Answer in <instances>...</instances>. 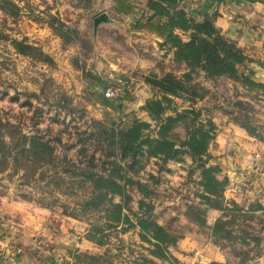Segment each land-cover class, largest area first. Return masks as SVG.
Returning <instances> with one entry per match:
<instances>
[{"label": "rangeland", "instance_id": "1", "mask_svg": "<svg viewBox=\"0 0 264 264\" xmlns=\"http://www.w3.org/2000/svg\"><path fill=\"white\" fill-rule=\"evenodd\" d=\"M9 1L17 10L13 14L9 9H0L1 123L17 125L20 132L29 137L42 135L55 139L58 153L65 151L69 157L78 158L79 151L86 153L80 146L81 140L89 144L98 138L104 140L105 135L100 131L102 126L108 129L109 135L132 127L129 139L137 140L144 135L156 136L153 117L175 115L171 110H164L159 101L163 95L160 82L165 75L181 78L188 69L173 61L171 50L163 47L164 38L152 30L159 25L148 20L146 0ZM216 1L210 14L196 12L199 8L189 1H182L180 6L196 21L213 14L216 25L217 18L224 13L229 22L239 23L248 31L260 27L257 20L246 16L245 9L255 3ZM125 5L129 6L128 13H125ZM226 5L228 8L224 12L220 7L226 8ZM131 12L137 15L136 18L129 15ZM102 14L106 15L107 21L99 23L94 31V19ZM137 19L142 24L138 29L132 28L131 25L138 23ZM55 23L64 31L70 30V34L61 38L52 28ZM176 33L183 40L187 39L186 34ZM24 36L48 59L40 61L17 54L11 41ZM153 38L161 41L160 47ZM229 38L246 57L249 55L237 39ZM255 66L264 70V59L251 54L239 70L254 81L264 82V75L252 74L256 72ZM189 78L190 83L208 89V94L194 104L173 97L172 107L178 111L195 109L200 112L197 121L210 118L216 123L218 130L209 144L212 156L209 163L219 166L220 179H228L225 201L234 200L245 208L258 202L264 207V92L248 94L232 79L209 81L198 72L191 73ZM108 87H112L115 94L111 99L102 97ZM236 100L250 103L248 110L263 139L250 135L223 111L230 109ZM189 126L188 120L177 123L172 132L174 140L184 139ZM102 143L96 156L106 158L107 148L105 142ZM115 154V158L110 159L122 163L117 150ZM5 167V161L0 158V261L73 264L71 256L76 250L89 254L105 251L104 247L85 238L89 227L87 221L67 216L60 206L38 203L36 199L42 190H31L30 185L23 182L21 176L25 175V170L20 171V178L13 176L9 180ZM128 175L133 174L128 172ZM133 177L147 183L152 190V217L180 237L170 250L183 264L213 261L264 264V210L256 212L262 219L254 220L251 227L261 241L242 247L249 251L247 259L240 263L233 248L221 249L213 242L209 227L220 216V211L199 200V171L188 155L166 163L152 158ZM128 189L132 198L128 208L133 213L138 212L137 201L141 196L134 187ZM20 193L32 199L22 198ZM191 207L205 211L204 226L191 220ZM125 213L130 212L125 210ZM136 232V229H129L121 233L120 228L112 232L124 241L122 257L125 261L128 259L127 247L137 248L135 245L140 243ZM122 244L113 237L110 246L117 252V246Z\"/></svg>", "mask_w": 264, "mask_h": 264}, {"label": "trees", "instance_id": "2", "mask_svg": "<svg viewBox=\"0 0 264 264\" xmlns=\"http://www.w3.org/2000/svg\"><path fill=\"white\" fill-rule=\"evenodd\" d=\"M182 1L145 2L148 20L159 25L156 29L152 26V30L164 38L163 47L171 50L173 61L184 64L188 69V73L181 78L165 75L161 79L163 95L159 101L164 110L177 112V108L172 107L173 97L191 104L205 98L208 89L198 83H190L189 77L193 72L201 73L203 78L209 81L232 79L248 94L264 92V82L254 81L240 72L239 68L246 62L247 57L234 40L222 34L216 27L213 14L205 15L200 21L193 20L188 17L184 8H181ZM244 1L255 3L263 0ZM128 7L124 6L125 13L130 11ZM0 9H9L13 14H16L17 10L16 5L9 0H0ZM129 15L132 18L137 16L132 12ZM138 20L137 24L131 25L132 28L142 24ZM52 28L61 38L67 37L71 32L62 30L56 23ZM176 31L186 34L187 39L183 40ZM27 40L25 36L12 39V46L17 54L35 57L40 61L48 59L47 55ZM102 97L105 98L103 94ZM250 106L247 101L236 100L230 105V109L223 111L250 135L263 139L258 126L253 123V117L248 110ZM199 115L200 112L193 109L190 115L153 117L156 136L144 135L137 140L129 139L132 127L119 129L109 135L108 129L102 126L100 131L105 135L104 140L98 138L92 144L81 140L80 146L86 153L81 154L79 151L80 157H76L77 159L69 157L65 151L58 153L55 139L42 135L29 137L22 134L17 125L0 122V158L6 163V176L9 180L13 176L20 178L19 173L24 169L25 175L21 176L23 182L30 185L31 190H42L36 199L38 203L48 207L60 206L67 216L87 221L89 227L85 238L99 247H104L105 251L101 254H89L76 250L71 256L73 264H183L170 250L180 237L152 217V190L147 183L133 176L142 171L152 158L166 163L188 155L194 168L199 171V200L205 206L220 211V216L209 227L213 242L221 249L233 248L234 256L238 257L241 263L247 259L249 251L243 250L242 247L251 243L259 244L261 241V237L253 232L251 227L254 220L262 219L256 212L263 211L264 207L258 202L245 208L234 200L225 201L224 191L228 179H220L219 166L209 163L212 159L209 144L215 139L218 127L210 118L197 121ZM184 120H188L190 126L185 138L176 141L173 138V129L177 123ZM102 142H105L107 148L106 158L96 156V151L103 145ZM115 150L118 151L122 163L110 159L115 158ZM128 172L133 175H128ZM131 187L141 196L137 201L138 212L134 213L128 208L132 199L128 188ZM20 197L32 199L22 193ZM116 198L118 201H115ZM125 210L130 213H125ZM190 210L191 220L204 226L205 211L197 207H191ZM118 228L121 233L128 232L129 229L137 230L140 243L135 245L137 248L127 247V261L122 257L125 249L123 239L112 235ZM113 237L122 244L117 246V252L110 246ZM209 264L222 263L213 261Z\"/></svg>", "mask_w": 264, "mask_h": 264}, {"label": "crops", "instance_id": "3", "mask_svg": "<svg viewBox=\"0 0 264 264\" xmlns=\"http://www.w3.org/2000/svg\"><path fill=\"white\" fill-rule=\"evenodd\" d=\"M191 2V5H195V7L199 8L196 12H200V14H210L211 9L217 3L216 0H183V3ZM252 7H247L245 10L246 16L252 18L253 21L257 20V24L260 26L256 28L255 31H248L245 28L239 26V23L229 22L226 18V14L222 13L224 16H219L216 20V25L221 28V32L231 38L237 39L239 45L244 47L245 53L247 52L249 55H258L261 59H264V2H255V4H251ZM227 6V5H226ZM221 9L226 11V8L220 7ZM202 17V15H200ZM249 55L247 57H249ZM251 57V56H250ZM254 69H252L253 71ZM255 71L252 72L253 75L263 76L264 70L261 67L255 66ZM0 264H12L11 262L0 261ZM15 264V263H14Z\"/></svg>", "mask_w": 264, "mask_h": 264}, {"label": "water", "instance_id": "4", "mask_svg": "<svg viewBox=\"0 0 264 264\" xmlns=\"http://www.w3.org/2000/svg\"><path fill=\"white\" fill-rule=\"evenodd\" d=\"M103 21H107V17H106V15L105 14H102V15H100V16H98V17H96L95 19H94V31H96V29H97V25L99 24V23H101V22H103ZM153 41L155 42V43H157V46H159L160 47V44H161V41L160 40H158V39H155V38H153ZM192 109H181L180 111H178L177 110V112H175V115L176 114H186V113H192ZM174 115V116H175Z\"/></svg>", "mask_w": 264, "mask_h": 264}, {"label": "built area", "instance_id": "5", "mask_svg": "<svg viewBox=\"0 0 264 264\" xmlns=\"http://www.w3.org/2000/svg\"><path fill=\"white\" fill-rule=\"evenodd\" d=\"M103 95L105 98L107 99H111L114 97V91H113V88L112 87H108L105 89V91L103 92Z\"/></svg>", "mask_w": 264, "mask_h": 264}]
</instances>
